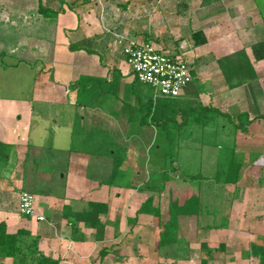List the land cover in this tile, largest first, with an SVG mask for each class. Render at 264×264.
Wrapping results in <instances>:
<instances>
[{
	"label": "crops",
	"instance_id": "obj_1",
	"mask_svg": "<svg viewBox=\"0 0 264 264\" xmlns=\"http://www.w3.org/2000/svg\"><path fill=\"white\" fill-rule=\"evenodd\" d=\"M133 1L147 9L166 4L179 20L182 35L164 36L175 40L174 47L153 41L148 26L140 39L186 61L192 82L174 100L154 98L151 89L135 85L112 33L127 30V38L136 41L142 33L117 23L125 18L121 10L102 7L92 36L86 7L77 11L66 0L56 8L42 6L53 14L46 19L52 41L39 37L47 43L35 49L34 88L25 100L0 99L6 154L0 222L9 234L28 231L40 253L58 264H124L136 253L143 264H165L155 261L189 249L201 255L198 264H258L251 247L264 239V142L256 134H235L228 156L202 151L214 164L225 160L227 167L230 156L236 160L235 184L225 178L230 169L222 178L182 176L176 160L171 168L167 158L172 116L180 137L188 123L210 125L187 115L192 111L214 115L207 109H215V118L232 121L264 115V15L254 0ZM172 174L181 177L178 182ZM22 192L34 197L31 217L17 211ZM89 203L105 206L97 229L76 220ZM94 257L96 263H89Z\"/></svg>",
	"mask_w": 264,
	"mask_h": 264
},
{
	"label": "rangeland",
	"instance_id": "obj_2",
	"mask_svg": "<svg viewBox=\"0 0 264 264\" xmlns=\"http://www.w3.org/2000/svg\"><path fill=\"white\" fill-rule=\"evenodd\" d=\"M41 2L39 0H0L1 100L5 101L6 98H21L22 100H25L26 98H29V94L34 88V79L37 77L36 73L39 72L36 65V59L39 57V55L37 54V57L35 49H38V46L41 47V45L46 47L45 44L47 43L45 42L47 41L45 38H42L43 40H41L39 37H48L47 39L49 42L50 40L52 41V36H50L52 32L47 28V25L51 24H48L46 19H44V16L42 17V15L39 13V6L56 8L58 0H42ZM254 2L264 15V0H254ZM66 3H70L73 9H76L77 11H79L80 6L86 7L85 9L88 10L90 15V26L92 29L89 30L90 35L92 36H97L100 27V23L98 22L99 12L101 11L102 7H109L114 11H116L115 8L121 10L120 12L124 14L125 18L120 19L117 23L122 22V27H127L128 30L131 29L136 31V34L138 35L139 33H142L139 35L140 37H138L139 41L143 40L140 39L144 33L143 26H148L151 29L150 35L153 41L155 39L159 41L161 40L162 45H165L168 48L174 47L171 41L173 42L175 40H173V38H164V36L174 37L177 34L182 35L178 28L180 25L177 24L179 20L174 21L171 18L170 11L168 12V10H166V4L165 6L162 5V8L164 7L162 10L161 7H158V4H155L152 7L149 5V9L144 7L140 8L141 3L133 0H112L110 2L111 5L108 4L109 2L107 1L104 3L103 0H66ZM124 3H128L127 7L124 9L120 8ZM168 3L173 5L176 3V1L170 0ZM149 20L150 22L148 23ZM51 22L54 23V21ZM107 25L110 27L111 23L108 22ZM53 29H55V27ZM107 29L110 30L109 28ZM171 30L173 31L170 32ZM127 32V30H124V33ZM124 33L117 34L127 37ZM112 34H114V32ZM144 43L149 44L150 42ZM48 46L49 44L47 47ZM175 47H178V45ZM196 116L200 118L201 122L207 121L210 125L202 127L194 126L188 123V128L183 129L181 133L183 135L180 137H178L177 134L178 129L173 124L174 116H172V124H170L171 144L168 147L170 150L169 157L167 158V165L170 164L171 168H175L173 164L177 162L182 176L191 175L222 178V176L226 174L227 162H225V160H220L218 164H214L215 160L212 158H206L202 151H211L209 155L212 157V154L215 151L228 156L231 143H233L235 140L234 125L230 124L226 118H215L216 116L212 114H207L206 117H204L203 113L202 115L197 114ZM216 122H218V128L215 127ZM190 131L193 132V134L186 135ZM214 131H218V137L213 135ZM182 141L187 142L189 145L185 147V145L180 143ZM2 152V147H0V177L6 172V162L1 158ZM170 158H173V160L170 161ZM176 177H179V175L172 174V182H178ZM67 250L70 249L68 248ZM139 255V253H136L134 259L132 256L127 257V260L129 258H132L133 260L127 261L124 259L121 262H124V264H143L144 257ZM200 258L201 255L194 251V249H189L188 252L185 251L183 253L178 252L177 254H174L170 251L168 254L162 255L161 259L158 258V261H155V263L163 262L165 264H198ZM96 259L97 258L95 257L92 258L89 260V263H96ZM219 260L220 262L217 264H222L221 259ZM116 261L118 262L120 260L116 259L115 261H108L106 264H116Z\"/></svg>",
	"mask_w": 264,
	"mask_h": 264
},
{
	"label": "trees",
	"instance_id": "obj_3",
	"mask_svg": "<svg viewBox=\"0 0 264 264\" xmlns=\"http://www.w3.org/2000/svg\"><path fill=\"white\" fill-rule=\"evenodd\" d=\"M39 9L40 14L44 16V19L53 17L52 11L40 6ZM69 48L74 50V46L72 43H70ZM134 83L137 86H142L136 80L134 81ZM201 110L206 111L205 108H201ZM207 110H211L212 112H214V116L216 114H219L215 109ZM195 114L202 115L200 110L196 113H194L193 111L192 113L189 112L187 115H193V118L201 123L200 118ZM203 114L204 117H206L207 113ZM225 118L230 124L234 123V121H238V124H233L235 128L234 134L247 135L248 133H251V136L253 134H256L257 141H259L260 143L264 142V115L255 116L251 120H249L248 116L245 114L239 115L233 121L228 116ZM206 122L203 126L206 125ZM251 124H259V126L255 125L254 127L250 128ZM0 147L2 146L0 145ZM4 157H6V154L2 152L1 158L4 159ZM171 160H173V158H171ZM238 168V162L230 156L226 171L229 169L230 170L228 172V175L225 176L226 180H228L227 182H230L231 184L236 183L238 179ZM193 202L194 201H192L191 203L192 205L194 204ZM186 206L189 207L191 205L187 204ZM104 209L105 206L103 204L89 203L87 204V208L82 213L76 215V220L84 222L85 226L87 227H94L97 229L99 226V224H97L98 216ZM251 254L252 257L257 259L258 264H264V239L261 245H253L251 247ZM104 256L105 254L102 253L101 258H103ZM0 259H11L13 261V264H58L59 262L42 255L37 247V239L34 238L28 231L19 230L14 234L7 233L6 225L4 222H0ZM201 264H205V262L202 261Z\"/></svg>",
	"mask_w": 264,
	"mask_h": 264
},
{
	"label": "built area",
	"instance_id": "obj_4",
	"mask_svg": "<svg viewBox=\"0 0 264 264\" xmlns=\"http://www.w3.org/2000/svg\"><path fill=\"white\" fill-rule=\"evenodd\" d=\"M115 43L120 46L125 63L134 80L151 89L154 98L178 99L182 91L192 82V68L179 57H172L155 49L152 44L113 34ZM34 197L22 192L19 196L18 213L33 216ZM39 221L43 217H38Z\"/></svg>",
	"mask_w": 264,
	"mask_h": 264
}]
</instances>
